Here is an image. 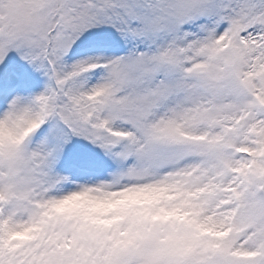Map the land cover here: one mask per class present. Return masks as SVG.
I'll return each mask as SVG.
<instances>
[{"label":"snow or ice","instance_id":"6c2138e0","mask_svg":"<svg viewBox=\"0 0 264 264\" xmlns=\"http://www.w3.org/2000/svg\"><path fill=\"white\" fill-rule=\"evenodd\" d=\"M0 264H264V0H0Z\"/></svg>","mask_w":264,"mask_h":264}]
</instances>
